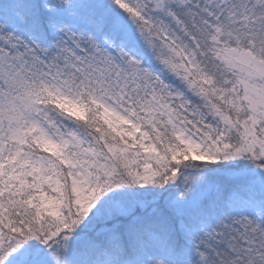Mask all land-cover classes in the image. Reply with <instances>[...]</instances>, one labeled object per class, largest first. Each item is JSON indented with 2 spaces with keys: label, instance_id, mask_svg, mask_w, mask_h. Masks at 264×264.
Returning <instances> with one entry per match:
<instances>
[{
  "label": "snow or ice",
  "instance_id": "1",
  "mask_svg": "<svg viewBox=\"0 0 264 264\" xmlns=\"http://www.w3.org/2000/svg\"><path fill=\"white\" fill-rule=\"evenodd\" d=\"M0 264H264V0H0Z\"/></svg>",
  "mask_w": 264,
  "mask_h": 264
}]
</instances>
